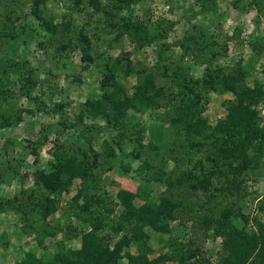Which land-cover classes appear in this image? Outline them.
Masks as SVG:
<instances>
[{"label":"rangeland","instance_id":"1","mask_svg":"<svg viewBox=\"0 0 264 264\" xmlns=\"http://www.w3.org/2000/svg\"><path fill=\"white\" fill-rule=\"evenodd\" d=\"M31 1L0 0V72L2 74L6 59L13 57L16 61L25 60L33 71L29 97L18 96L20 80L17 76L12 78L11 72L7 73L11 80L4 88L11 94L0 102L1 202L15 197L28 209L29 200H32L30 193L33 198L39 199V191L33 181L34 173L47 168V164L53 161L52 153L66 152L69 147L89 146L98 155L97 162L102 169L111 167L102 175V182L96 183L100 188L97 193L104 196L105 202H115L118 189L135 191L140 180L134 170L143 159L150 166L142 171L149 179L152 171L163 169L162 182L150 184L149 197L154 201L159 197L171 199L177 205L173 214L184 228L177 226V221L169 222L172 230L169 234H156L145 228L151 248L149 259L171 253L179 244V252H192L195 249L200 252L198 258L187 260L185 264H197L200 258L215 262L221 257V238L212 236L211 223L206 227L202 222L204 218L215 221L223 208L240 209V217L232 218L226 224H233L246 232L255 230L256 222H264V157L239 177L242 179L239 193L225 191L223 177L211 178L212 186L220 189V192L212 191V197L208 192L190 189L188 183L169 186L184 171L189 170L199 177L200 173L205 175L211 169L206 157L211 154L212 146L206 140L204 147H190L180 133H175L168 121L173 116L172 106L177 102L172 97L179 90L172 76L175 67L179 68L177 66L186 76L198 82L203 78L205 67L213 70L219 67L224 71L239 67L246 70L243 85L250 87L258 82L264 91V50L260 48L264 44V0L258 7L251 5L250 0H122L123 4H118V0H99L101 10L96 13L87 7L76 11L71 0H43L37 6L41 11L38 15L43 19L51 18L53 24L64 19L71 22L75 30L82 28L85 31L90 42L89 55L93 58L87 65L80 61L77 49L70 48L56 58L54 48L57 42L66 41L69 36L52 39L39 25L41 21L30 14ZM113 3L118 4V10L112 9ZM108 12L114 14L111 17L114 23L119 24L125 17L138 22L145 31L156 34L155 40L150 44L138 45L128 33L115 38L116 31L106 25ZM157 22L159 26L156 27ZM16 27L22 32V39L30 43L24 54L20 53V49L15 51L10 39L2 34L13 36ZM184 40L189 41L196 60L183 54L179 43ZM252 45L259 48L255 51ZM211 54L216 57L210 58ZM116 57L127 58L131 66L129 73H115V80L123 86V94L131 95L133 86L138 82V72L141 75L152 73V90H158L162 99L159 98L156 108L143 115L126 111L128 118H123L116 128L100 119L76 122L85 99L91 93L100 94L98 84L104 76L103 63H108V58ZM192 82L189 84L192 85ZM234 100L229 92L218 89L209 91L203 97L200 113L213 125L223 118L225 107ZM260 101L255 106L256 112H259ZM130 115L134 116L131 121ZM256 122L260 128H264V116H257ZM92 124L99 127L98 132L86 131ZM148 125L161 132L160 141L150 137L146 129ZM138 128L142 130L136 142L142 145L140 155L130 157V172L123 174L117 165L124 158H108V148L112 147L114 154L118 150L131 152ZM81 132L84 136H80ZM189 142L193 141L190 139ZM218 144L215 142V146ZM122 161L126 162V159ZM98 171V168L93 169L91 175L97 177ZM165 180H168V184ZM78 186L79 182L74 181L69 194L61 197L63 200L58 211L46 219L47 223L55 222L58 231L53 239L44 242L46 253L54 251L55 240L65 239L66 246L78 248L81 233L88 230L87 225L62 213ZM260 207L263 209L260 210ZM117 213L118 209L115 208L113 217ZM37 219L34 216L30 221L35 230L44 224ZM23 222L11 211L0 215V264H14L28 250L40 251L35 245L37 235L17 238ZM67 231L73 233L68 239L64 237ZM102 234L111 235V231L106 228ZM5 242L7 245L3 246ZM131 252L136 253L134 247Z\"/></svg>","mask_w":264,"mask_h":264},{"label":"trees","instance_id":"2","mask_svg":"<svg viewBox=\"0 0 264 264\" xmlns=\"http://www.w3.org/2000/svg\"><path fill=\"white\" fill-rule=\"evenodd\" d=\"M71 1L76 11H82L86 7L94 13L101 10L99 0ZM118 1V4H123L122 0ZM31 2H33V6L30 7V14L41 21L39 25L51 35L52 39L57 36H69L66 41L57 42V46L54 48L56 58L72 48L80 52V61L84 64L87 65L93 61L89 55L90 42L82 28L75 30L71 22L64 19L56 24H53L51 18L43 19L39 16L41 11L37 7L43 0H32ZM250 3L258 7L262 1L250 0ZM118 4L113 3L112 9L118 10ZM106 15L109 19L106 22L107 27L117 33L115 38L128 33L130 39L138 45L150 44L156 38V34L145 31L138 22L129 17L123 18L117 24V22H112L111 17L114 15L112 12H108ZM158 23L156 27L159 26ZM18 29L19 27H16V30L14 28L13 36L2 34L10 39L11 46L15 51L20 49V53L24 54L25 48L30 43L24 37L25 41L22 39V32ZM33 36H35L34 33ZM8 38L7 40H9ZM188 43L187 40L181 41L179 47L183 50V54L196 60L197 58L193 57L194 52ZM252 48L256 51L259 47L252 45ZM260 48L264 50V44ZM215 57V54L210 55V58ZM6 60L7 62L5 61L3 64L2 74L0 72V102L5 101L11 94L8 89L4 88L11 80L7 76L9 72L13 74L12 78L17 76L20 80L18 96L29 97L33 71L30 70L25 60H17V62L14 57ZM107 61L108 63L104 62L102 65L104 76L100 78L98 84L100 94L91 93L85 99L76 122L82 123L85 119L90 121L100 119L106 125L116 128L121 124L123 118H128L125 115L126 111H136L143 115L156 108L159 100L162 99L158 90H152V73L141 75L138 72V82L133 86L131 95L128 97L123 94V86L115 80V73L119 71L129 73L131 66L128 59L116 57L108 58ZM177 67L179 68L175 67L172 76L179 90L172 97L177 99V102L172 106L173 116L168 119L169 125L175 129V133L182 135L190 147H204L203 143L206 140L210 141L212 151L206 159L211 163V169L206 171L205 175L200 173V177L189 170L184 171L177 175L174 184L172 182L169 186L188 183L190 189L202 190L204 193L210 194L212 191L220 192V189L216 190L212 186L211 178L223 177L224 190L228 193H239L242 185V179L239 177L251 165L256 166L259 160L264 157V128L258 126L255 110V106L264 96L263 86L258 82H254L250 87L243 85L246 70L239 67L225 71L219 67L214 70L205 67L201 82L192 80L185 75L180 66ZM190 82L192 85L189 84ZM216 89L233 94L235 100L225 107L223 118L210 125L207 119L201 115L200 110L205 93ZM133 118V115L129 116L130 121ZM98 129V126L92 124L86 131L98 132ZM146 129H148L150 137L161 140V132L155 131L152 125H148ZM135 132L137 136L131 152L124 153V151L118 150V153L114 154L113 148H108V158L126 159V162L121 160L117 165L123 174L130 172L128 164L130 157L140 155L142 145L136 144V142L139 140L142 130L138 128ZM79 134L84 136L83 132ZM190 139L193 142H189ZM215 142H219L218 146H215ZM97 157L98 155L89 146L69 147L66 152L60 154L53 152V161L47 164V168L34 173L33 181L35 188L39 191V199L33 198L30 193L32 198L29 200L30 208L27 209L26 204L15 197L11 200L0 201V215L11 211L18 219L24 221L17 233L18 239L23 235L29 237L32 234L38 237L35 238V245L40 251H25L20 260L14 264H121L122 261L124 264L167 262L185 264V261L199 257L200 252L197 249L192 252H179L180 245L178 244L171 253H163L153 259L148 258L151 248L148 243L149 237L144 232L145 228L156 234H169L172 232L169 223L171 221H177V226L184 228V225L173 214L177 205L171 199L159 197L157 201H154L149 197L152 188L150 184L162 182L161 178L164 175L162 168L152 171L149 179L142 172L150 167L148 161L143 159L134 170L140 180L135 191L118 189L115 194V202H105L104 196L97 193L100 188L96 183L102 182V175L106 169L109 170L111 167L107 166L102 169L97 162ZM97 168L99 169L97 177L92 176L91 171ZM199 169H201L200 165ZM74 181L79 182L78 189L68 199V204L62 213L87 225L88 230L81 233L78 248L73 249L66 246L65 239L55 240L54 251L46 253L44 242L53 239L58 232L54 225L55 222L47 223L46 219L58 211L59 204L63 200L61 197L69 194ZM165 181L168 184V180ZM212 195L210 194L211 197ZM134 201H138V203ZM107 203L108 206H106ZM262 207L259 209L262 210ZM115 208L118 209V213L113 217ZM236 209L227 207L219 210V218L215 221L211 220L210 222L206 218L203 219L204 226L208 227L209 223L213 225L212 236L221 238L219 250L221 257L215 262L200 258L201 261L199 259L197 264H264V222H254L256 229L250 232L237 228L233 224H226L227 221L230 222V219L240 217L241 211L239 208ZM34 216L39 218L37 219L39 222L44 223L40 224L41 227L38 230H35L30 222ZM106 228L111 231V235L102 234ZM71 235L73 233L69 231L64 233L66 239L72 237ZM5 245H7L6 242L3 246ZM132 247L135 248L136 253L131 252ZM177 248L178 250H176Z\"/></svg>","mask_w":264,"mask_h":264},{"label":"built area","instance_id":"3","mask_svg":"<svg viewBox=\"0 0 264 264\" xmlns=\"http://www.w3.org/2000/svg\"><path fill=\"white\" fill-rule=\"evenodd\" d=\"M260 106H262L264 108V99L260 101L259 107H258L259 112H257L258 117H263L264 116V110H262Z\"/></svg>","mask_w":264,"mask_h":264}]
</instances>
